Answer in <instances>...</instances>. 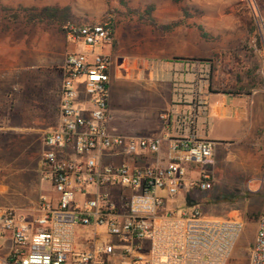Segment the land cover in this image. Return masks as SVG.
Wrapping results in <instances>:
<instances>
[{"label": "built area", "instance_id": "built-area-1", "mask_svg": "<svg viewBox=\"0 0 264 264\" xmlns=\"http://www.w3.org/2000/svg\"><path fill=\"white\" fill-rule=\"evenodd\" d=\"M64 29L83 50L65 55L58 120L41 136L38 173L56 197L32 217L0 207V264H227L242 219L174 206L213 182L218 144L197 135L208 109L198 86L174 84L184 108L159 115L173 137L111 134V16ZM247 264H264V205Z\"/></svg>", "mask_w": 264, "mask_h": 264}, {"label": "rangeland", "instance_id": "rangeland-1", "mask_svg": "<svg viewBox=\"0 0 264 264\" xmlns=\"http://www.w3.org/2000/svg\"><path fill=\"white\" fill-rule=\"evenodd\" d=\"M43 7L67 9L72 24L96 23L111 16L115 41L107 51L119 56L120 66L126 64L133 70L131 75L122 70L110 84L108 131L112 134L145 136L158 127V107L152 103L156 89L142 80L137 70L157 47L182 46L185 55L194 56L175 61L183 63L185 77L198 86L206 102L213 95L222 102L218 95H226L228 105L237 101L236 97L251 94L246 88H230L236 76L241 77L240 86L254 85L244 72H231L235 58L242 62L243 71L251 69L262 80V86L252 91L264 90V0H0V35L10 32L8 35L14 37L19 29L44 25L65 36V25L27 23L25 10ZM82 48L79 44L75 52ZM214 55L219 59L214 60ZM215 134L222 139H215ZM227 134L224 129L213 133L209 125L207 137L221 143L207 167L212 186L205 192L179 197L174 206L178 210L198 209L208 218L240 217L243 231L227 264H247L264 205V130L240 143L230 142ZM40 154V145L32 141L0 139V190L8 188V196L0 194V205L14 208L23 217L36 215L41 199L54 198L50 183L38 174ZM8 247L6 240L4 251Z\"/></svg>", "mask_w": 264, "mask_h": 264}, {"label": "crops", "instance_id": "crops-1", "mask_svg": "<svg viewBox=\"0 0 264 264\" xmlns=\"http://www.w3.org/2000/svg\"><path fill=\"white\" fill-rule=\"evenodd\" d=\"M9 33L0 35V139L13 137L17 141H32L40 145L42 151V134L54 127L58 120L61 68L65 55L75 52L79 45L69 41L53 26L36 25L22 28L16 31L14 37L8 35ZM112 51L109 52L111 60H114L111 63L109 90L112 80L121 72L129 70L131 75L133 71L128 69L126 64L120 66L119 56ZM193 57L185 55L182 46H161L137 69L142 80L154 84L156 93L152 103L158 107V127H152L151 131L144 134L164 132L169 137L174 136L171 127H163L159 115L184 108L172 103L174 84H189L188 75L185 77V72L182 71L183 63L178 65L177 62L194 59ZM225 96L218 95L223 98L222 102L215 99V95L209 96L206 102L207 116L199 119L197 123L199 137L221 145L220 142L207 137L209 125L213 133L219 132L220 129L227 130L230 142L237 143L246 137H255L264 130V90H253L250 95L236 97L237 101H230L228 105ZM210 98H213L212 102ZM215 137L222 139L218 134H215ZM7 189L5 187L0 190V194L8 196ZM55 197L54 194L50 201H54ZM4 203L11 206L8 201Z\"/></svg>", "mask_w": 264, "mask_h": 264}, {"label": "trees", "instance_id": "trees-1", "mask_svg": "<svg viewBox=\"0 0 264 264\" xmlns=\"http://www.w3.org/2000/svg\"><path fill=\"white\" fill-rule=\"evenodd\" d=\"M28 12L27 23L35 24V23H59L60 25H65L63 27V31L65 32V27L71 21V15L67 9H58L55 7H43L41 9H26ZM113 28V26H112ZM219 59V55H214V60ZM225 59V57H223ZM230 64V63H229ZM232 70L231 72L236 71L244 72L246 79H249V83L253 82L254 85H248L247 87L240 86L241 77L236 76L233 78L230 84V88L235 89L237 91H243L245 88L247 89L246 93L250 94L253 88H260L262 86V80L255 74V72L251 69H247L245 71L242 70V62L240 59L235 58L231 63ZM231 96L237 95L238 93H229Z\"/></svg>", "mask_w": 264, "mask_h": 264}]
</instances>
